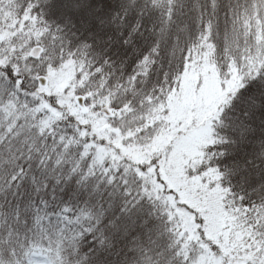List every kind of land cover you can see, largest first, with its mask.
<instances>
[{
	"label": "snow or ice",
	"instance_id": "snow-or-ice-1",
	"mask_svg": "<svg viewBox=\"0 0 264 264\" xmlns=\"http://www.w3.org/2000/svg\"><path fill=\"white\" fill-rule=\"evenodd\" d=\"M0 264H264V0H0Z\"/></svg>",
	"mask_w": 264,
	"mask_h": 264
}]
</instances>
